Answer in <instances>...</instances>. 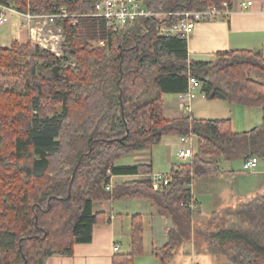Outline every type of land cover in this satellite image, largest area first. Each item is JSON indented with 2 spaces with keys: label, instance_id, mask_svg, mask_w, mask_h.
<instances>
[{
  "label": "trees",
  "instance_id": "1",
  "mask_svg": "<svg viewBox=\"0 0 264 264\" xmlns=\"http://www.w3.org/2000/svg\"><path fill=\"white\" fill-rule=\"evenodd\" d=\"M95 1L0 0L19 12L74 14L56 19L64 32L62 57L30 43L0 47V264L71 256L77 243L91 240L95 225L109 221L93 213V201L122 197L147 198L171 219L168 243L153 252L166 262L190 237L193 179L217 174L220 159H264V82L247 74L264 72L262 53L239 49L191 59L185 38L157 33L158 23L172 25L183 11L220 8L225 0H142L162 15L136 18L119 31L87 15ZM93 39L102 47H92ZM189 77L209 100L260 108L261 124L234 132L230 119L165 118L162 96L185 91ZM189 134L196 140L192 157L172 167L162 190L151 186V165H114L125 153ZM138 172L146 178L105 189L111 175ZM202 226L197 231L210 254L264 264V193L213 212ZM129 236L130 251L115 254L112 264H135L143 253L140 214L131 215Z\"/></svg>",
  "mask_w": 264,
  "mask_h": 264
},
{
  "label": "crops",
  "instance_id": "2",
  "mask_svg": "<svg viewBox=\"0 0 264 264\" xmlns=\"http://www.w3.org/2000/svg\"><path fill=\"white\" fill-rule=\"evenodd\" d=\"M227 1L229 6L226 12L195 25L186 40L188 58L210 60L217 52L239 49L258 50L264 56V0ZM248 1L251 4L243 7L242 4ZM0 11L8 17L5 23L0 24V47H9L12 42L30 43L29 31L24 25L25 19L19 11L8 6L0 8ZM195 91L196 96L191 100L188 112L193 117L230 119L234 132L249 131L257 127L249 118L258 113L252 110L254 107H246L222 99L209 100L202 94L200 86ZM171 95L175 98H171L169 94L162 96L163 116L173 119L187 114L183 111L177 94ZM237 116H242V119L239 121L236 119ZM183 146L178 136L165 137L152 147L123 154L121 157L126 161L121 162L120 157L114 161V165H151L152 172L167 174L171 172L177 152ZM223 160L221 162L218 160L217 174L193 179L190 189L196 202V211L191 218L190 237L172 249V254L166 262H161L153 252L155 248H161L168 243L167 230L172 226L171 219L159 215L147 198L122 197L94 200L93 213H102L109 221L95 225L91 240L77 243L71 256H47L42 264H112L115 254L130 251L129 234L133 214H140L143 223V253L134 258L135 264H225V259L222 260L219 256L208 252L207 244L197 229L203 227L202 225L213 212L236 205L239 202L234 205L229 204L238 198L245 199L264 190V159L258 157L256 166L251 170H244L241 166L240 169L248 172L251 177L244 184L230 181L237 174L232 166L226 164L223 166ZM225 161L230 163L228 160ZM240 162L243 164L242 160ZM240 169L237 171H241ZM145 177L146 174L141 172L113 174L110 176L111 190L121 184L142 180ZM206 204L208 211L204 206ZM115 244L118 245L117 251H113Z\"/></svg>",
  "mask_w": 264,
  "mask_h": 264
},
{
  "label": "built area",
  "instance_id": "3",
  "mask_svg": "<svg viewBox=\"0 0 264 264\" xmlns=\"http://www.w3.org/2000/svg\"><path fill=\"white\" fill-rule=\"evenodd\" d=\"M248 1L243 3L245 7L250 5ZM220 8L212 5L203 10L183 11L179 13L180 18L172 25L157 24V33L160 36H180L186 40L191 35L195 25L200 21L210 20L216 16L227 11L229 3L227 0L221 2ZM14 9L11 6H8ZM0 8H6L5 5L0 4ZM16 10V9H14ZM25 19L24 25L29 31V41L31 45L38 46L42 49H50L57 56L56 44L62 39V33L59 26L56 25V19L67 17L72 14H67L64 8H60L56 13L46 14H32L30 12H19ZM88 16L96 17L101 20L107 30L119 31L127 23L132 22L136 18L157 16V12L153 8L145 7L142 0H96L93 4V11ZM162 15V14H159ZM163 15H173L172 12L164 13ZM8 17L5 13L0 11V24L5 23ZM103 45V41H99ZM200 86L198 80L194 77H189L187 81V88L185 91L177 94L181 107L184 112L190 111V102L196 96V89ZM203 94V93H202ZM204 95V94H203ZM179 141L184 145L176 155L178 164L186 162L192 157L194 144L196 143L195 136L192 134L186 136H178ZM258 162L256 156H248L242 164L244 170L253 169ZM151 186L153 190H162L169 180V174H155L150 176ZM105 189L111 191L112 186L109 182ZM192 207V202H189ZM118 245L113 246V251H117Z\"/></svg>",
  "mask_w": 264,
  "mask_h": 264
},
{
  "label": "rangeland",
  "instance_id": "4",
  "mask_svg": "<svg viewBox=\"0 0 264 264\" xmlns=\"http://www.w3.org/2000/svg\"><path fill=\"white\" fill-rule=\"evenodd\" d=\"M92 11H93V9H92ZM72 15H74V14H72ZM157 16H160V15L158 14ZM91 17H93V16H91ZM93 18H96V17H93ZM57 26H59V28L61 29L62 39L58 42V44H56L55 47L57 49V53L59 54L58 57H62V55H63L62 44H63V41H64V32H63V29H62V25L59 24ZM31 46L34 47V45H31ZM91 46L95 47V48H101L102 47L100 45V43H99V40H97V39H93L91 41ZM48 51L51 52L52 54H54L52 51H50V49H48ZM54 55L57 56L56 54H54ZM247 74H248L249 77H251V78H253V79H255V80L259 81V82H264V72H262V71H259V70L254 69V68H250V69L247 70ZM169 96L171 98H175V96H172L171 94H169ZM252 110H256L255 112H258L257 113L258 116L254 114V115H252V117L249 116V118L251 119V121H254L253 125L259 126L261 124V118H262L261 110H260V108H255V107ZM236 119H239V121H240L242 119V116H237ZM121 159H122V157H121ZM121 159H119V161H121ZM221 160H223V159H220V162H221ZM123 161H126V160L122 159L121 162H123ZM186 162H188V160ZM186 162H183L181 164H184ZM260 162L262 164L263 161L261 160ZM177 163H178V160L176 158L175 164H177ZM225 164H226V166H229V167L232 166V168L234 169L235 174H237V176L235 175L234 178L230 180L232 183L236 184V182H242L241 184H244V183H247L249 181V179L251 178V177H249L250 175H248V172H244V171H242V169H240L241 166H242L240 160L230 161V163H228L227 161L223 160L222 161V165L224 166ZM178 165H180V164H178ZM222 165H221V167H222ZM238 169H240L241 171H237ZM152 173H155V174H166L165 172H155V171L152 172ZM168 173H170V172H168ZM260 193H264V190H261ZM242 200H243V198H238V199L234 200L229 205H234L235 203L240 202ZM204 206H205V209L208 211L209 208L207 207V204L204 205ZM219 257L222 258V260L224 259V257H222V256H219ZM226 261L224 260L225 264H229L228 262L226 263Z\"/></svg>",
  "mask_w": 264,
  "mask_h": 264
},
{
  "label": "water",
  "instance_id": "5",
  "mask_svg": "<svg viewBox=\"0 0 264 264\" xmlns=\"http://www.w3.org/2000/svg\"><path fill=\"white\" fill-rule=\"evenodd\" d=\"M74 172H75V170H74ZM74 172H73V175H74Z\"/></svg>",
  "mask_w": 264,
  "mask_h": 264
}]
</instances>
